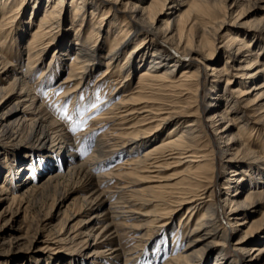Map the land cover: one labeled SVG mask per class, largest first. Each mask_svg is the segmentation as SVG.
Wrapping results in <instances>:
<instances>
[{
	"label": "bare ground",
	"instance_id": "6f19581e",
	"mask_svg": "<svg viewBox=\"0 0 264 264\" xmlns=\"http://www.w3.org/2000/svg\"><path fill=\"white\" fill-rule=\"evenodd\" d=\"M101 1L109 3V6H104L106 12L102 11V5L93 0L75 1L78 10L90 7L91 16L102 14L96 26H93L91 19L86 22L83 17L76 34H71L63 27L62 22L58 21V8L63 6L64 0H50L43 5L41 0H0V15L1 13L3 17L6 15L0 21V50L2 45H9L8 48L13 47L18 52L26 49L25 62L14 57L6 59L0 51V97L2 96L0 135L4 139L14 140V136L25 132L30 139L37 138L42 144H52L54 149L56 147L57 154L61 155L56 158V153L44 151L30 153L27 149L11 153L17 164L7 170V173L13 170L11 174L21 177L26 170L28 171V160L33 157L38 163L35 164V160L33 162L32 159L30 161L32 165L45 166L44 159H48L46 167H49L47 169L49 171L36 181L26 176L19 185H13L15 190H22L19 197L9 196L10 186L7 183L6 185L5 181L10 174L5 173L3 181L0 182V245L24 247L39 238L40 228L34 229L27 238L19 235L7 238L6 226L18 216L19 210H15L14 206L18 201L21 202L22 196L53 189V184L63 175L53 173L51 169L63 166L66 167L64 175L76 176L85 181L80 191L79 210L75 216H71L75 219L69 220L68 216L61 222L56 234L57 241L74 247L73 252L88 258V261L96 264H105L109 261L113 264H131L136 259L135 255L139 248L152 242L159 244L165 238L163 233L170 232L173 237L172 244L175 238H178L176 243L181 244L170 252L168 250L167 258L162 257V261L159 260L161 264H206V259L210 255L208 253H211L210 264H259L263 257L264 220L259 223L261 225L259 232L256 231V235L250 238L255 223L251 222L247 226L248 223H245L244 219L246 214L264 208V189H261L263 182H260L262 176L264 179V161L256 157L246 146V139H249L256 129L261 128L264 131V43L253 42L254 46L249 49L244 40L248 38L249 41H254L253 36L246 37L243 33L240 35L238 31L232 34L224 32L221 37L226 46L224 54L227 61L224 64L247 60V64L240 69L235 83L229 72L203 65L211 72L208 78H211L213 86L216 87L218 82L225 80L226 92L222 91L220 96L217 95L213 99L217 105L223 101L224 107L220 112L211 111L208 121L213 124L214 135L221 140L218 150L223 157V168L231 169L229 182L238 184L243 176L253 180L251 183L253 187L245 193L241 201L235 198L242 191V187L246 186L244 183L236 188L238 193H233L230 199L225 198L217 205L214 201L206 199L212 194L208 187L210 178L198 171L200 163L206 161L211 152L212 138L202 131H197L199 125L196 121L186 124L173 138L169 136L179 129L181 118L200 112L199 109L189 111L196 107L194 102L197 100H193V96L191 97L187 89L183 88L186 83L192 81L199 84L201 76L195 78L194 71H185L176 76L177 68L183 64L181 59L192 57L195 52H198L201 58L211 59L214 44L211 39L217 37L216 31L222 29L223 21L215 22L214 27L206 25L203 28L199 27L200 39L193 45L189 44L184 32L180 31L174 35L172 27H168L170 21L177 19L176 12L181 6V0H162L161 10L153 16L146 14L145 9L139 7L133 0ZM214 1L222 10H229L239 0ZM205 2L208 3L209 0H194L193 7L197 9L200 6L198 4ZM23 5L31 10L29 21L18 22L17 15L22 11ZM167 5L168 9L165 8ZM41 7L46 14L38 21V27L29 43L24 45L32 12ZM244 7H249L253 11L264 10V0H246V5L241 10L242 14ZM111 9L122 11L133 22L129 25L125 16L121 19L123 28L126 26V34H123V31L117 32L111 26L113 22L105 25ZM204 15L206 16L204 20L211 19L212 15L208 12ZM48 17L49 20L56 17L54 26L62 28L63 32L60 36L54 33L52 39L42 44L40 41L43 35L49 34V27H44L49 23ZM163 17L169 20L164 21L163 28H159L157 25ZM35 18L34 15L31 20L34 21ZM7 20L13 22L12 27H6ZM112 20L118 23L114 16ZM72 22L76 20L71 21L70 26ZM254 24V30L264 34V16H260ZM194 25L195 22L190 29ZM86 28H89V32L83 38L78 33H83ZM140 28L150 34L144 35L136 47H129L136 38L138 39ZM45 29L47 30L44 34H41ZM57 36L59 37L55 38ZM152 36L154 38H151ZM168 44L174 47L168 48ZM195 47L203 50L199 52ZM105 49L106 52L103 53ZM175 53L180 55L181 59L175 57ZM66 54L73 55V60L67 67L66 77L56 86L54 85L58 79L51 85V78L63 70L61 68L64 67ZM16 55L19 56L18 53ZM121 55H124L123 62L117 66ZM101 66L105 68L103 76L98 79L102 80L101 83L110 78L109 76L105 79L109 73L117 74L119 98L108 99L100 113L99 110L93 112L94 118L89 121L84 133L71 136L61 127V120L51 115L44 106L42 91L45 87L47 92H50L56 87L63 86L60 100L67 101L73 93L78 92V89L85 88L92 74ZM141 68L144 69L139 72L135 90L132 92L129 89L132 82L131 74ZM38 69L42 70L36 77ZM233 84L236 85L234 88ZM248 85H251V88L246 90ZM254 94L256 95L254 100L249 101L248 97ZM13 96H16V99L12 104L4 102ZM73 99L74 96L71 104L75 102ZM13 115L16 116L14 123L11 122ZM104 127H108L106 134L101 138L88 140L91 132ZM83 134H88V139ZM165 136L169 138L161 142L160 138ZM80 142L92 145V148L85 159L78 161V158L72 157L73 145L75 149ZM149 144L151 145L145 149ZM67 148L70 150L68 155L65 154ZM0 153L2 156L3 153ZM121 156H127L126 158L131 161H123L102 175L95 171V168L107 166ZM241 156L244 159L242 161L254 158V162L251 165L237 162ZM58 158L61 159L60 166H52L51 164L57 162ZM176 169L180 171L164 176L165 173ZM253 169L258 171L259 177L249 173V170ZM1 172L0 170V174ZM173 179L180 180L172 186L169 182ZM108 180L115 182L113 187L108 186L110 182ZM218 209L227 217V224L222 225L218 222L216 218ZM181 210H184L182 215ZM87 212L93 214L70 224ZM245 226L248 228L244 229L242 236L232 239L230 233H241ZM127 239L132 240V245L126 244ZM229 242L234 258H229L225 254V246ZM63 258L67 259L66 256ZM2 262L21 264L20 261L19 263L13 259Z\"/></svg>",
	"mask_w": 264,
	"mask_h": 264
},
{
	"label": "rangeland",
	"instance_id": "374dc122",
	"mask_svg": "<svg viewBox=\"0 0 264 264\" xmlns=\"http://www.w3.org/2000/svg\"><path fill=\"white\" fill-rule=\"evenodd\" d=\"M46 1H50V0H41L42 5L44 4V2L46 3ZM64 1L65 2L63 6L58 8V12H59L58 21L59 23L62 22L63 27L65 29H68L69 33L76 34L78 25L80 24L83 17H85L86 22H88L91 19L93 26H96L97 23L99 22L102 13H99L98 15L94 17V15L91 16L92 13H89L91 11L90 7H85L84 10L76 9L75 1L78 2L79 0H64ZM72 1H74L75 3H73ZM93 1L102 5V11L106 12V10L104 9V6H109V3H106V1H101V0H93ZM133 1L139 7L144 8L146 11V14H149L150 16L156 15V13H158L161 10L162 0H133ZM180 2H181V6L177 9V12H176L177 19L173 22L170 21L168 24V27H172L173 29L172 34L174 35H177L178 32L180 31L184 32L185 33L184 35L187 36L189 44L196 45L197 41H199L200 39L199 38V27L203 28L205 25L214 27V23L219 22V21H223L224 24L221 30L216 31L217 37L215 36V39H211L212 42L214 43L213 53H212L213 57L211 59L201 58L198 52H195V55H193L192 57H189V58L185 57L183 59L179 57L180 55L176 53L174 54L175 57L181 59L182 61L181 63L189 65V66L184 67L183 64H181V66L178 67L177 71L175 72L176 76L180 75L181 73L185 71L187 72L194 71L195 78L198 76L199 77L201 76L200 78L201 84L200 83L197 84L195 83V81L194 82L192 81V82H189V84L186 83L183 88V89H187L191 97L193 96L192 97L193 100L194 99L197 100V102H194L196 107L191 108V110L189 111L193 112L196 109H199L200 112H195L194 114L191 113L192 116H184L183 118H181V124L179 126V129L171 133V136L169 137L173 138L177 134V132H179V130L182 129V127H184L186 124L190 123L191 121H196V123H198L199 125L197 127V131H202L203 133H206L210 138H212V144H211V149H210L211 152L207 156V160L202 161L199 165L200 168H198L199 173H202L204 174V176L210 178V182H208V187H209V191H212V194L210 195V197L206 199H209L210 201H214L217 205H220L221 202H223L225 198L230 199L233 193L234 194L238 193L236 188H239V186L242 185V183H244L246 186L242 187V191H240L235 198V200L241 201L245 193L250 188L253 187L251 184L253 180L247 179V177L243 176L242 179L238 182V184L234 182H229V178L231 175L229 170L231 169L224 170L223 168L224 167L223 157L220 151L218 150L220 147L219 143L221 142V140L219 137H216L214 135L213 126H212L213 124H211L210 121H208V117L210 116L211 111L213 112L215 111V113L220 112L224 107L223 101L219 103V105H217L216 103L213 102V99L217 95L220 96L222 91L226 92V89H224L225 80L222 79L220 82L217 83L216 87L213 86L212 82H210L211 78H208V75L211 72L205 69L203 65L206 64L207 66L213 67L216 70H222L223 72H229L228 74L231 77H233V80H234L233 82L235 83L238 80L237 75L240 72V69L243 68L244 65L247 64V60L232 61L231 63L224 64L225 61H227L225 54H224V52H226V46H225V41L221 37L226 31H228L231 34L236 33L238 31L240 35L244 34L246 37L253 36L255 38L254 41H249L248 38L244 40L245 43L248 44L249 49H251L254 46L253 42L257 43V41L258 42L261 41L262 43H264V34L259 33L258 31L254 30L255 29L254 23L257 19H259L260 16H264L263 15L264 10L257 9L253 11V10H250L249 7L247 8L244 7V12L242 14L241 10H242V7L246 5V0H239L238 3H236V5L229 10L228 9L222 10L220 6L218 5V3L214 0H209L208 3L205 2L202 4H198L200 6L197 9L193 7L194 0H181ZM168 7L169 5L165 6L166 9H168ZM205 9H208L207 12L212 15L211 19L204 20V18L206 17L204 14L207 12L202 13V11H204ZM209 9H211V11ZM21 10H22L21 12H18L17 21L18 22L20 20L22 22L29 21L28 18H29V13L31 10L25 7L24 5ZM166 11L167 10H165V12ZM2 14L3 13H1L0 15V21L3 20V18L6 16L4 15L3 17ZM44 14H46V12L43 11V7L37 8L36 12H32L31 19L33 18L34 15L36 18L34 21L30 19L29 28H28L26 37L24 38V43H23L24 45L28 44L29 41L31 40V36L33 32H35V30L38 27L37 23ZM109 15L110 16L104 22L105 25H108L110 22H113L111 26H113L117 32L123 31V34H126L127 33L126 26L125 28H123L124 25H122V22H121V19L124 18L123 16H125V14H123L122 11L120 10L111 9ZM113 16L114 18H117L118 23H116L115 20H112ZM125 17L127 18V16ZM49 19L50 18L48 17V20ZM53 19L54 20H49V23H47L44 26L47 28L49 27L48 29L49 34H44V32L47 29L41 31V34H44L42 37V40L40 41L42 42V44L52 39L55 36L53 35L54 33L60 36L63 32L62 28H56L57 25L54 26L56 17ZM74 20H76V22H72L70 26L69 23ZM127 20L129 22V25L133 24V22H131V20H129L128 18ZM162 20L157 25L159 26V28H163L164 21H168L169 18L163 17ZM194 22L196 23V25H194L193 28L190 29V26ZM6 23H7V26H6L7 28L9 26L12 27L13 22L7 20ZM82 32L83 33L79 32L78 34H81L84 38L85 36L88 35L89 28H86V30ZM148 34L150 33H148L145 29H141L138 39L136 38V41H133V45L132 46L130 45L129 47H136L137 45H139V42L141 41V39H143L144 35H148ZM59 36L55 38H58ZM153 36L151 38H154ZM111 38L112 37H110V40ZM151 38H148V39L150 40ZM183 40H184V37H183ZM156 42H158V40ZM8 46L9 45H2L1 46L2 48L0 50L2 55L6 57V59H11L12 57H14V58H20L22 61L25 62V58H26L25 48L19 50L18 52V50L14 49L13 47L8 48ZM167 46L168 48L174 47V45H171V44H168ZM195 49L199 52L203 50L200 47L199 48L195 47ZM105 52H106V49L103 50V53ZM17 53L19 54V56L16 55ZM123 58H124V55H121V59L118 60L117 66H120V64L123 62ZM71 60H73V55L66 54L65 59H64L65 63H63L64 67L61 68L63 70L58 71L55 74V76L51 78V81H50L51 85H54L58 79V82L54 85L56 86L62 79L66 77L67 67ZM43 64L46 65L45 62ZM53 66H56V68L58 67L57 65H53ZM104 69L105 68L101 66L96 72H94L90 80L88 81L87 85L85 86V88L78 89V92H76V94L73 93L71 95V98H69L67 101L60 100L61 99L60 97L63 95L62 94L64 90L63 86L56 87L55 90H52L50 92H47L46 87L43 89L41 96H42V101L44 102L43 103L44 106L48 108L51 115L61 120L62 122L61 127L64 128L65 132H67L69 135L75 137L82 132L84 133V130L88 128L87 125L89 124V121H91V119L94 118L93 112H96L99 110L98 113H100L101 108L105 106L104 104L107 103L108 99L115 98V100H117L119 98L117 95V92L119 91L118 90L119 81L118 80L116 81L117 79L116 73H109L105 79H107L109 76L110 78H108L107 81H105L104 83H101L102 80H98L100 77L103 76ZM142 69L144 68H141L137 70L135 73L131 74L132 82H131L129 89L132 92L135 90L134 86L137 82L139 72ZM41 70L42 69L36 70L37 72L36 77L40 75ZM50 76H52V74ZM235 76L236 78H234ZM234 85L235 84H233V88H234ZM48 86L50 85H47V87ZM250 88H251V85H248L246 87V90H249ZM73 96H74L73 101L75 102L71 104L70 101L72 100ZM81 96L83 97V99H80ZM107 97H110V98H107ZM255 97H256L255 94L251 95L248 97V100L252 101L254 100ZM0 99H2V96L0 97ZM15 99H16V96H13L9 100H4V102L10 105L14 102ZM71 111L73 112L71 113ZM15 117H16L15 115L11 117V122L13 123L15 122L16 120L14 119ZM68 117H71V119H69ZM98 125L101 126V124H98ZM72 128H76V131L73 132L71 130ZM107 128L104 127V128H99V130H94L90 134L88 133L89 137H88V134L86 135L83 134V136L86 137V139L89 138L88 140H91L92 138L93 139L101 138L104 134L108 132ZM169 137L165 136L163 138H160V141L165 142L167 141ZM14 138H15L14 140L13 139L8 140V139H4L0 135V152L3 153L2 156H0V165H1L0 170L2 171L0 174V182L3 181L4 175L5 173H7L6 171L10 170L14 165L17 164L16 158L11 157L12 152L27 149V151H29L30 153H33L35 151L43 153L44 151L47 153L51 152V154H54V153L57 154V151L55 150L56 147L54 149V147L51 146L52 144L51 145L50 143L42 144L41 141L37 138L30 139L27 137V134L25 132H22V134L14 136ZM246 142H247L246 143L247 148L250 151L254 152L256 157H259L263 159L264 161V131L263 129L261 128L256 129L252 133L251 137L249 139H246ZM150 145L151 144L146 145L145 149ZM91 146L92 145L89 146L88 144H85V142H80L78 143V146H76L77 149L76 148L74 149L75 145H73V153H74L73 155L74 156L72 157H76V159L78 158L77 159L78 161L85 159L89 155V152L91 151V148H92ZM69 151L70 150L67 148L65 154L68 155ZM4 152L8 153L9 156L8 155L6 156ZM69 155L71 156V154ZM139 155H137V157ZM60 156L59 154H57L56 158ZM126 157L127 156H121L119 157V159L113 158L115 160H112L110 163H108L107 166L100 167V169L95 168V171L99 172L100 175L105 174L113 170L114 168H116L123 161L125 162L131 161L130 159H127ZM242 158L243 157L241 156V159H237L236 161L239 163L241 162L243 164H247V165H251V163L254 162L253 161L254 158H250L247 161H242L244 160ZM32 159H33V162L35 160V164L38 163L36 158L33 157ZM32 159L28 160V166H29L27 167L28 171L26 170L27 172L25 171L21 177L11 174L13 170L7 173L8 175L9 174L10 175L6 177L7 181H5V184L7 183L10 186V189H9L10 197H14V196L19 197L20 194L22 193V190H15L13 187L15 185H19L23 177L28 176V179L30 177L32 180L34 179V181H36L40 177H43L44 175H46L47 172L49 171L47 170L49 167H46L47 165L46 163H48V159H44L45 166L44 164L43 165L33 164L34 165L33 166L30 163ZM1 163H4V164L2 165ZM60 164H61V159L58 158L57 162L52 163L51 165L60 166ZM30 168L32 169L31 171L29 170ZM64 168L66 167L60 166L58 168L51 169L53 173H60L61 175H63L53 184L54 186L53 189H50L49 191L48 190L42 191V192L39 191V192L34 193L33 195L32 194L24 195L22 196L21 202L18 201L17 204H15L14 209L19 210V214L17 217H15V220L11 224L6 226V237L10 238L13 235H16V236L19 235V236L27 238L29 237V234H31L32 231H34V229L36 230L40 228V233L38 234L39 238L36 241L24 247L23 246L10 247L8 245H0V263L4 264L2 260L10 261L13 259V261H18V262L20 261L21 264H96V263H92L88 261L89 259L84 256L82 257L81 255L75 254V252H73L74 247L57 241L58 239H57L56 234H57V231L61 227V222L63 220L65 221L66 217L68 216H70L69 220L75 219L72 217L75 216V214L79 210V207H80L79 197L81 196L80 191L85 181L84 179L76 177V176L73 177V176L64 175V171H65ZM179 171L180 169H176V170L165 173L164 176H168L169 174L172 175ZM249 173H252V175L254 176L256 174L259 177L258 171H255L254 169L249 170ZM180 179H177V180L173 179L169 182V184H171L172 186L176 185V182ZM103 180H106V178H103ZM260 180H261L260 182H263V185H261V189H264L263 176L261 177ZM108 182L107 183L109 187L114 186L115 182H113L112 180H108ZM258 187L259 186H256V188ZM233 190H235V192H233ZM0 209H1V206H0ZM218 211L216 215L218 222L220 224L222 223V225L227 224L228 223L227 217L224 214L222 215L221 210L218 209ZM183 212L184 210L180 211L181 215ZM90 214L92 215L93 213L87 212L86 214H83L81 218H77L76 220L71 221L70 224H74L78 219H82V218L86 219L87 216ZM245 217L246 218L244 219V221L245 223H248L247 226L251 222L255 223L254 228L251 230V233L253 234L252 235L249 234L251 235L249 237L253 238L254 235H256L255 234L256 231L258 233L260 230L261 225L259 223L262 220H264V208L262 207V208H259L255 212H250L246 214ZM174 224L175 226L177 225L176 222H174ZM247 226H245L243 230L241 229V233H237V234L230 233V236L231 237L233 236L232 239H237L240 236H242L244 229L248 228ZM163 236L165 238L159 244H157L156 242H152V244H148L146 246L144 245L142 248H139L137 255H135L136 256L135 260L137 262L134 260V262H132L131 264L133 263L134 264H161L159 260L161 259L160 261H162L164 257L167 258L168 252H170V250H173L175 246H178L181 244V242L176 243L178 241V238H175L174 244H172L173 237L170 232H164ZM126 244L132 245V240L127 239ZM155 247H157V249ZM231 249H232L231 244L229 242L225 246V254L229 258H234V253L231 251ZM143 254H145V256ZM209 254L211 255V253H208V255ZM210 255L206 259V264H210L211 262ZM63 256H66L67 259H64ZM105 264H113V263L109 261V262H106ZM259 264H264V247H263V257H261Z\"/></svg>",
	"mask_w": 264,
	"mask_h": 264
},
{
	"label": "snow or ice",
	"instance_id": "6c2138e0",
	"mask_svg": "<svg viewBox=\"0 0 264 264\" xmlns=\"http://www.w3.org/2000/svg\"><path fill=\"white\" fill-rule=\"evenodd\" d=\"M80 99H83V97L81 96ZM69 119H71V117H68ZM73 132L76 131V128H72L71 129Z\"/></svg>",
	"mask_w": 264,
	"mask_h": 264
}]
</instances>
